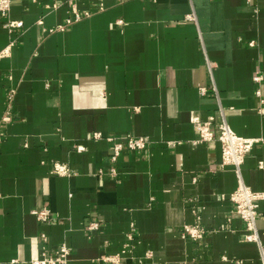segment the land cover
Returning a JSON list of instances; mask_svg holds the SVG:
<instances>
[{"label": "crops", "instance_id": "obj_1", "mask_svg": "<svg viewBox=\"0 0 264 264\" xmlns=\"http://www.w3.org/2000/svg\"><path fill=\"white\" fill-rule=\"evenodd\" d=\"M74 10L90 15L58 29ZM8 18L22 24L0 17V127L13 92L0 264L62 244L68 264H262L230 195L240 182L264 191V0H14ZM222 111L259 139L239 173L217 139L194 143L195 123L217 133ZM127 133L151 145L125 149L112 176L108 138ZM57 162L73 173H54ZM43 208L49 223L34 213ZM196 221L198 241L181 233ZM132 224V257L103 262L124 255ZM257 231L264 244V216Z\"/></svg>", "mask_w": 264, "mask_h": 264}, {"label": "built area", "instance_id": "obj_2", "mask_svg": "<svg viewBox=\"0 0 264 264\" xmlns=\"http://www.w3.org/2000/svg\"><path fill=\"white\" fill-rule=\"evenodd\" d=\"M14 0H0V17L6 19L4 25L7 28H13L20 26L21 21H14L9 19V13L11 6ZM127 1V0H121ZM90 15L87 11L85 13H80L77 10H74V17L67 20L66 24L59 25L58 29H63L67 24H70L74 21H78L85 16ZM260 77H256L259 79ZM202 92L205 91L204 88L201 89ZM8 105L6 111L2 117L1 127H0V142L4 138V128L7 123L12 119V102H13V92L8 96ZM263 106L261 109L264 110V101H262ZM196 131L198 132V138L194 140V143H199L203 141H212L217 139L221 143L222 149V165H230L235 167V169L240 171L241 165L244 163L246 155L252 150L255 143L259 139L247 138L237 134L229 125L224 112L222 111V121L218 127V132L212 129L210 121H197L195 123ZM100 133H95V137H99ZM111 142V153L110 161L112 165L108 169L107 173L112 176H116L117 168L116 162L118 161L121 153L125 149L137 150V151H146L151 145V139L148 136L144 135H135L132 133H127L124 137H109ZM78 150L84 149L83 146L78 145ZM53 172L60 175H71L73 170L69 167L67 163H55ZM106 171L100 169L99 174H103ZM231 201L235 205V213L242 218L246 223V228L248 234L246 239L249 241H256L259 245L260 250V259L261 263L264 264V244L261 243L258 231H257V221L258 219L264 216V211H261L260 205L264 203V191H255L250 186L240 182L235 191L230 195ZM37 218L43 222H51L53 220L52 211L48 208H43L35 210ZM100 226L98 221H91L88 223V228L90 230L97 229ZM136 227L134 224L131 225V229L126 233V242L121 253L115 255H107L103 258V262H119L122 258H130L129 255L134 247V240L136 239ZM205 228L200 221H196L192 224H187L183 227L181 233L184 237L198 241L202 239L205 235ZM42 237L46 239V235L42 234ZM70 249L66 244L60 245L53 252H48L47 249H44L41 253V256L35 260H32L30 264H68L69 262Z\"/></svg>", "mask_w": 264, "mask_h": 264}]
</instances>
